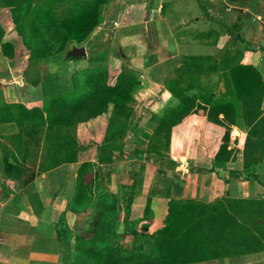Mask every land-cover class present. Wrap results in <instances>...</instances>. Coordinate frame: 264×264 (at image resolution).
Here are the masks:
<instances>
[{
    "label": "trees",
    "instance_id": "16d2710c",
    "mask_svg": "<svg viewBox=\"0 0 264 264\" xmlns=\"http://www.w3.org/2000/svg\"><path fill=\"white\" fill-rule=\"evenodd\" d=\"M111 1L0 0V7L8 9L16 33L29 54V65L23 71L25 82L31 86L48 83L42 93L41 107L32 109L20 103H7L0 88V124L10 123L18 128L16 134L4 137L6 143H0L4 180L26 187L37 172L74 162L80 151L75 138L77 125L107 113L109 108H112L115 119L111 118L104 145L98 147L97 160L100 164L109 162L113 150L122 154L124 145L115 142L118 135L111 128L116 120L123 124L134 112V94L142 86L139 74L123 64L116 73H111L107 66L109 51L102 49L97 53L96 64L74 74L68 88L55 91V86L50 87L59 75L61 62L76 58L68 55L69 45H82L88 40L102 22L103 7ZM164 8L162 5V10ZM227 32L233 42L245 45L243 50L249 49L238 33L230 28ZM209 44L215 46V42L209 41ZM242 51L229 54L226 50L224 58L219 61L210 56L183 57L173 76L164 80L163 88L177 102L151 116L150 121L155 123L151 137L156 141L147 144L158 154L160 172L165 157L162 145L168 141L171 127L199 112L207 121L224 128L212 170L235 158L237 151L227 149L232 126L247 130L242 152L244 161L249 158L258 160L264 150V112L261 109L264 83L253 66L240 64ZM0 52L6 58L13 56V48L3 38L1 27ZM210 61L213 63L209 64ZM41 63L58 65V70L43 76L38 69ZM211 74L217 75V84L222 82L224 91L202 82L205 75ZM89 167V163L79 166L67 205V210L76 213L93 204L94 211L87 229L78 234L69 232L65 214L55 227L56 240L64 243L71 255L65 264H186L226 254L230 249L236 254L242 252L241 248L250 252L262 248L257 237L252 234L246 238L245 231L244 234L234 232L230 236L233 243L228 241L229 249L224 250L227 248L225 240L230 235L227 227L236 225L237 221L221 204L218 207V204L170 199L163 225L150 232L149 198L146 216L142 219L146 223L138 226V222L129 219L130 206L141 191L137 173L133 169L128 171L130 183L122 186V193H112L101 182L93 193L92 184L86 179ZM26 196L30 205H38L32 187L27 188ZM19 203L20 197L14 196L11 203L3 207L2 216H16ZM230 207H235L236 215L242 217L240 212H244L253 220L259 218L262 204L252 200L234 201ZM127 237L131 238L130 243L124 245Z\"/></svg>",
    "mask_w": 264,
    "mask_h": 264
},
{
    "label": "crops",
    "instance_id": "0c3cea01",
    "mask_svg": "<svg viewBox=\"0 0 264 264\" xmlns=\"http://www.w3.org/2000/svg\"><path fill=\"white\" fill-rule=\"evenodd\" d=\"M198 1L209 18L213 17V12L218 11L219 6L216 0ZM242 2L243 7L238 9L243 20V39L249 49L243 51L240 64L253 66L264 83V0H243ZM160 3V13L164 14L162 5L168 3L162 0ZM248 11L250 13H247ZM194 21L197 22L198 18L195 17ZM96 57L97 52L90 54L86 52L84 57L63 60L59 65V75L50 87L55 86V91L68 88L71 77L93 67L96 64ZM19 58L20 56L17 55L6 58L0 52V87L3 98L7 103H20L27 109L40 108L42 93L48 83L36 86L27 84L23 76L25 68ZM18 61L20 64L17 63ZM12 79H16L18 84H14ZM163 91L165 94L162 105L148 110V120L177 102L170 92L165 89ZM261 109L264 112V94ZM111 110L112 108H109L107 113L77 125L75 138L80 149L81 146L92 143L95 153L98 147L104 145V137L109 128L106 125L111 118L109 115ZM148 123L145 124L143 132L152 134L155 123L153 122V127L150 126L151 123L150 125ZM111 130L117 135L121 131L119 127L116 129L115 125ZM17 132L18 128L14 124H0V137L4 138ZM246 132L247 130L237 126L231 127L227 149L237 151L235 158L227 161L223 167H215L212 170L224 128L207 121L201 112L188 115L182 122L171 127L168 141L162 145L163 154H166L161 167L162 172L146 180L147 188L140 191L130 206L129 219L138 222V226L146 223L142 219L145 215L147 198H149L147 217L150 232L163 225L168 214L170 199L193 200L207 205L218 204V207L221 204L227 209L228 215L237 221L236 225L227 227L230 235L225 240L227 248L224 250L229 249L228 241H232L230 236L234 235V232L239 234L247 232L246 238L254 234L262 248L253 252L241 248L242 252L236 254L230 249V252L227 251L226 254H218L209 259L186 264H264V150L258 160L253 161L249 158L244 161L242 152ZM94 159L85 160L79 151L74 162L63 163L50 170L37 172L32 182L26 187L15 182L20 190L16 193V196L20 197V203L16 207L19 211L16 216L0 218V264H65L69 260L71 256L69 250L64 243L56 240L55 227L61 215L65 214L66 220L69 216L74 218L72 224L67 227L69 232L78 234L87 229L94 211L93 204H89L76 213L67 210V205L74 191L79 166L82 163L90 164ZM1 179L4 180L0 161ZM121 182L124 184L126 181ZM31 187L38 199V205L32 206L27 200L26 190ZM246 200L258 201L262 204L259 218L252 220L244 212H240L242 215L240 217L234 213L235 207H230L234 201ZM248 219L252 222H247Z\"/></svg>",
    "mask_w": 264,
    "mask_h": 264
},
{
    "label": "rangeland",
    "instance_id": "374dc122",
    "mask_svg": "<svg viewBox=\"0 0 264 264\" xmlns=\"http://www.w3.org/2000/svg\"><path fill=\"white\" fill-rule=\"evenodd\" d=\"M160 1L112 0L103 7L102 22L88 40L82 45H69L68 51L72 48L84 47L87 54L108 49L107 66L111 73H116L123 64L128 70L139 74L143 84L134 94L136 101L134 112L122 122L123 124H118L117 120L114 124L116 129L118 127L121 129L117 137L120 142L118 140L115 142H123L122 154L113 150L111 160L100 164L98 160H95L99 152L94 153L92 143L81 146L80 152L85 160L95 158L86 173V179L92 184L93 193L96 189L98 190L99 182L105 189L114 191L112 193H122V186L129 185L128 171L130 169L137 173L141 190L147 188L148 178L160 173L158 154L147 147V144L156 138L154 139L151 133H145L143 130H145V124L150 121L147 118L149 117L148 110L162 105L165 94L164 80L173 76L174 70L184 60L183 57L210 56L219 61L224 58L226 50L229 54H233L236 50L237 52L242 51L245 46L240 42H233L227 32V28L232 29L234 33L239 34L241 41L246 43L243 39L242 15L238 9L242 6L243 0H216L219 7L218 11L212 13V18L208 17L204 8L200 9L198 0H162L168 3L163 9L164 14L160 13L162 3ZM195 17L198 18L197 22L194 21ZM0 27L3 31V38L13 48V57L14 55L20 56L19 60L26 69L29 65V54L16 33L8 9L1 7ZM209 41L215 42V46L212 47ZM20 61L17 63L20 64ZM210 62L209 64L213 63ZM38 69L44 76L47 72L57 71L58 65L50 66V64L41 63ZM217 81V75L212 74L205 75L202 80L207 86L224 91L225 87L222 82L217 84ZM12 82L18 84L16 79H12ZM109 115L115 119L113 110ZM111 118L108 119L106 127L109 126ZM150 126H154L153 122ZM0 143H6V140L0 137ZM173 152L175 153V150ZM121 181L126 182L122 184ZM19 191L15 182L0 180V218L2 207L10 204L13 199L9 197L16 196ZM120 214L122 217L123 212ZM73 219L70 216L67 220L65 218L67 227L72 224ZM130 239L127 237L123 244L129 245Z\"/></svg>",
    "mask_w": 264,
    "mask_h": 264
},
{
    "label": "water",
    "instance_id": "95a60500",
    "mask_svg": "<svg viewBox=\"0 0 264 264\" xmlns=\"http://www.w3.org/2000/svg\"><path fill=\"white\" fill-rule=\"evenodd\" d=\"M68 55L70 57H84L86 55V52L83 47H80L72 49Z\"/></svg>",
    "mask_w": 264,
    "mask_h": 264
}]
</instances>
